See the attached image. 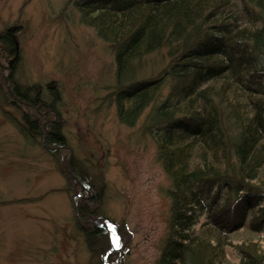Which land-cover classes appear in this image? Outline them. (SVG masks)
I'll return each mask as SVG.
<instances>
[{
	"label": "trees",
	"instance_id": "obj_1",
	"mask_svg": "<svg viewBox=\"0 0 264 264\" xmlns=\"http://www.w3.org/2000/svg\"><path fill=\"white\" fill-rule=\"evenodd\" d=\"M76 5L82 23L113 49L119 120L133 126L152 105L147 127L172 179L173 200L156 264H228L219 235L264 230V213L252 214L264 200V0H79ZM162 50L168 64L147 78L145 61ZM17 52L13 30L0 32V59L14 57L7 95L22 103V128L59 153L67 142L54 107L58 95L53 92L49 102L40 89L16 81ZM75 171L84 182V174ZM97 191L80 201L79 219L100 216L104 185ZM203 213L216 225L208 226L215 244L192 234ZM80 231L88 244L102 228ZM236 250L247 264H264L253 244Z\"/></svg>",
	"mask_w": 264,
	"mask_h": 264
},
{
	"label": "rangeland",
	"instance_id": "obj_2",
	"mask_svg": "<svg viewBox=\"0 0 264 264\" xmlns=\"http://www.w3.org/2000/svg\"><path fill=\"white\" fill-rule=\"evenodd\" d=\"M78 1L0 0V32L13 30L20 56L14 77L49 102L57 93L67 142L54 153L43 138L27 135L22 103L7 95L14 57L0 59V264H156L169 232L172 179L148 131L152 105L133 126L119 120L113 49L82 23ZM167 64L162 50L142 72L154 78ZM103 185L100 216L79 219L80 201ZM207 221L203 213L192 234L215 244L208 226L216 225ZM80 227L102 232L87 244ZM219 239L228 264H244L236 250L242 244L264 256V230Z\"/></svg>",
	"mask_w": 264,
	"mask_h": 264
}]
</instances>
